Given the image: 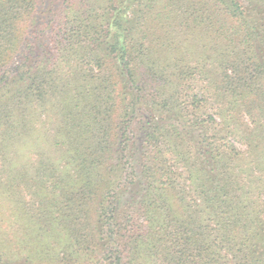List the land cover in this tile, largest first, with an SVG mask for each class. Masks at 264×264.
<instances>
[{
	"label": "trees",
	"instance_id": "trees-1",
	"mask_svg": "<svg viewBox=\"0 0 264 264\" xmlns=\"http://www.w3.org/2000/svg\"><path fill=\"white\" fill-rule=\"evenodd\" d=\"M0 264H264V0H0Z\"/></svg>",
	"mask_w": 264,
	"mask_h": 264
},
{
	"label": "rangeland",
	"instance_id": "rangeland-1",
	"mask_svg": "<svg viewBox=\"0 0 264 264\" xmlns=\"http://www.w3.org/2000/svg\"><path fill=\"white\" fill-rule=\"evenodd\" d=\"M11 213V212H10Z\"/></svg>",
	"mask_w": 264,
	"mask_h": 264
}]
</instances>
